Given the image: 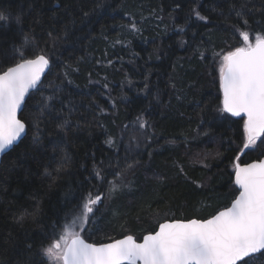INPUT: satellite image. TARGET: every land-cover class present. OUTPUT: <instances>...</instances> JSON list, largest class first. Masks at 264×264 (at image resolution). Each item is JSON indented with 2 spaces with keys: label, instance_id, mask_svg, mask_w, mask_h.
<instances>
[{
  "label": "trees",
  "instance_id": "1",
  "mask_svg": "<svg viewBox=\"0 0 264 264\" xmlns=\"http://www.w3.org/2000/svg\"><path fill=\"white\" fill-rule=\"evenodd\" d=\"M0 13L9 18L0 21V48L28 34L52 62L19 113L27 134L0 160V264H48L41 249L53 225L89 192L105 194L81 232L95 243L128 233L140 240L163 220L203 214L195 207L237 194L243 119L219 111L218 69L223 54L244 46L241 31L251 43L264 34V0H0ZM39 50L29 46L25 58ZM49 83L59 99L33 145ZM262 155L259 144L240 163ZM117 172L120 187L109 193Z\"/></svg>",
  "mask_w": 264,
  "mask_h": 264
},
{
  "label": "snow or ice",
  "instance_id": "2",
  "mask_svg": "<svg viewBox=\"0 0 264 264\" xmlns=\"http://www.w3.org/2000/svg\"><path fill=\"white\" fill-rule=\"evenodd\" d=\"M192 12L198 20H207L196 8ZM236 16L243 26L250 28L241 10H236ZM8 19L0 13V21ZM16 23H21L20 16ZM132 27L135 29V25ZM240 35L245 46L223 54L218 69L222 93L219 111L243 119L241 144L233 160V183L238 187V195L230 206L204 220L160 223L155 232L144 235L139 243L128 235L97 245L87 243L81 232L92 221L105 194L89 192L81 204L65 213L62 224L53 225L50 243L41 249L48 264H257L264 256V155L257 161L240 163L247 151L264 144V34L256 33L254 44L249 42V32L241 31ZM29 46L40 50L34 57L25 58ZM51 63L35 37L28 34L22 44L0 48V153L10 150L27 134L29 124L18 118V110L26 106L30 90H40L42 74L51 70ZM5 64L9 66L3 67ZM47 87L52 95L37 101L39 113L33 118V145L40 144L42 117L45 113L51 115L54 107L50 101L59 99L60 89L52 83ZM68 124V119H64L56 124V129L63 131ZM140 126L145 127V123ZM106 143L111 144V138ZM121 177L122 173L117 172L108 181L109 193L118 190L117 180ZM96 178L101 182L105 179L101 170L96 171ZM18 219L22 221L23 216Z\"/></svg>",
  "mask_w": 264,
  "mask_h": 264
},
{
  "label": "water",
  "instance_id": "3",
  "mask_svg": "<svg viewBox=\"0 0 264 264\" xmlns=\"http://www.w3.org/2000/svg\"><path fill=\"white\" fill-rule=\"evenodd\" d=\"M47 71H48V70L46 69L45 74L47 73ZM45 74H42V79H43V77L45 76ZM31 91H33V90H30V92H31ZM30 92H29V93H30ZM28 95H29V94H28ZM28 95H27V96H28ZM27 96H26V98H27ZM221 96H222V93H221ZM22 107H23V106H22ZM19 113H20V110H18V118H19ZM228 114L231 115V116L234 117V118H239V117L233 116V115L230 114V113H228ZM241 115L243 116V114H241ZM245 118H246V117H245ZM20 140H21V139H20ZM20 140H19V141H20ZM19 141H18V142H19ZM18 142H17V143H18ZM17 143H16V144H17ZM7 151H9V150H7ZM7 151H6V152H7ZM6 152H4V153H0V160H1L2 156H3ZM260 158H261V157H260ZM260 158H259V159H260ZM259 159H254V160H252V161L245 162V163H242V164L251 163V162H253V161H257V160H259ZM233 181H234V172H233ZM235 187H236L237 190H238V187H237V186H235ZM236 195H238V192H237ZM236 195H235V196H236ZM233 199H235V197H234ZM230 204H231V202H230L227 206H230ZM227 206H226V207H227ZM223 208H224V207H223ZM223 208H221V209H219V210H222ZM219 210H217V211H219ZM217 211H216V212H217ZM216 212H215V213H216ZM215 213H214V214H215ZM214 214H213V215H214ZM211 216H212V215H211ZM209 217H210V216H209ZM209 217H206V218H203V219H199V218H196V217H191V218H189V219H181V218H180V219H179V218H175V219H166V220L161 221L160 223H164V222H166V221H167V222H172V221H177V220H178V221H187V220H191V219L204 220V219H208ZM160 223H159V224H160ZM159 224L157 225V228H156L154 231H152V232H155V231L158 229ZM148 233H149V232L143 234V236L141 237L140 240H137V239L135 238V235H133V234H131V233H128V234H124L123 236L117 237V238H115V239H112V240H109V241H106V242H100V243L91 242V241L86 240L83 236H82V237H83V239H85V241H86L87 243H90V244H97V245H99V244H102V243H109V242H112L113 240L123 239L125 236L131 235V236H133L134 239L139 243V242H142V241H143V237H144V235H146V234H148ZM238 263H239V262H238Z\"/></svg>",
  "mask_w": 264,
  "mask_h": 264
},
{
  "label": "rangeland",
  "instance_id": "4",
  "mask_svg": "<svg viewBox=\"0 0 264 264\" xmlns=\"http://www.w3.org/2000/svg\"><path fill=\"white\" fill-rule=\"evenodd\" d=\"M245 43V42H244ZM254 44V43H253ZM244 46H245V44H244ZM220 62H222V60L220 61ZM235 186V185H234ZM233 196V194H231V195H228V196H226L225 195V197H220L218 200H216L215 201V203H211V204H202V205H200V206H197V207H195V211H197L198 209H202V210H204L205 211V213H198V215H196V216H194V217H196V218H199V219H203V218H206V217H209V216H211V215H213L212 213H213V211L219 206V205H221V204H224V203H227L226 204V206L233 200V198L235 197H233V198H231ZM217 204V207L215 208V205ZM225 205H223V206H221V207H219L220 209L221 208H223V207H226ZM215 208V209H214ZM219 210V209H218ZM212 212V213H211ZM209 213H211V215H209L208 216V214ZM206 216V217H205ZM180 219V218H179ZM181 219H184V218H181ZM263 257L264 256H262V257H260V260L257 262V264H263L264 263V260H263ZM239 264V263H238Z\"/></svg>",
  "mask_w": 264,
  "mask_h": 264
},
{
  "label": "bare ground",
  "instance_id": "5",
  "mask_svg": "<svg viewBox=\"0 0 264 264\" xmlns=\"http://www.w3.org/2000/svg\"><path fill=\"white\" fill-rule=\"evenodd\" d=\"M187 33V32H186ZM200 36V35H199ZM218 58V57H217ZM122 70V69H121ZM159 70V69H158ZM41 92V91H40ZM31 95V94H30ZM233 118V117H232ZM154 157V156H153Z\"/></svg>",
  "mask_w": 264,
  "mask_h": 264
},
{
  "label": "flooded vegetation",
  "instance_id": "6",
  "mask_svg": "<svg viewBox=\"0 0 264 264\" xmlns=\"http://www.w3.org/2000/svg\"><path fill=\"white\" fill-rule=\"evenodd\" d=\"M189 219V218H188Z\"/></svg>",
  "mask_w": 264,
  "mask_h": 264
}]
</instances>
